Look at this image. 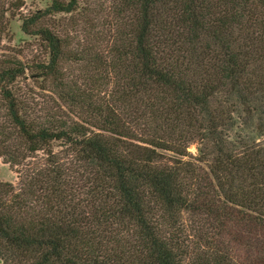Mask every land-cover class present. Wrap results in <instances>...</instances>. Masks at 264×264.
I'll return each mask as SVG.
<instances>
[{
    "label": "trees",
    "instance_id": "1",
    "mask_svg": "<svg viewBox=\"0 0 264 264\" xmlns=\"http://www.w3.org/2000/svg\"><path fill=\"white\" fill-rule=\"evenodd\" d=\"M76 5L21 23L62 115L26 114L0 59V156H45L0 181V264H264V0H113L94 49L38 25Z\"/></svg>",
    "mask_w": 264,
    "mask_h": 264
},
{
    "label": "rangeland",
    "instance_id": "2",
    "mask_svg": "<svg viewBox=\"0 0 264 264\" xmlns=\"http://www.w3.org/2000/svg\"><path fill=\"white\" fill-rule=\"evenodd\" d=\"M50 1L2 0V11L4 13L0 23V59L14 58V60L20 61L27 67L24 75L18 78L13 85L12 90L23 103L25 113L40 119H44L48 114L53 115L57 112L60 114L59 105L62 110L65 108L54 93L49 78L36 77L33 66L40 61H45L47 52L44 43L38 36L26 34L22 31L21 23L24 17L49 6ZM67 1L65 0V2ZM112 3L113 0H77L74 11L47 15L38 25L47 27L68 40L71 48L84 46V48L94 49L98 43V38H105L113 29L110 11ZM80 64L82 63L78 64L68 60L63 64V68L71 77H77L80 74ZM6 119V110L0 101V124H5ZM233 131L246 134L249 138L255 136L252 127H241L239 123ZM53 150L60 154L61 147L58 143H54ZM187 151L195 156V144H190ZM44 159V154L37 152L34 156L12 166L0 156V181L11 183L15 189L19 188L26 172L32 166L43 162ZM185 220L186 222L189 221L188 215H185Z\"/></svg>",
    "mask_w": 264,
    "mask_h": 264
}]
</instances>
